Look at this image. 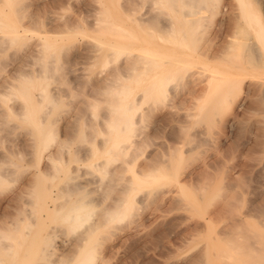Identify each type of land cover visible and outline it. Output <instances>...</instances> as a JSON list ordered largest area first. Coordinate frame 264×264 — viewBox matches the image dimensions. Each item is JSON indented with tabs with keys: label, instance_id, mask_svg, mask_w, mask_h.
<instances>
[{
	"label": "rangeland",
	"instance_id": "rangeland-1",
	"mask_svg": "<svg viewBox=\"0 0 264 264\" xmlns=\"http://www.w3.org/2000/svg\"><path fill=\"white\" fill-rule=\"evenodd\" d=\"M244 1L246 3L245 6L239 0H220V9L216 14H213L210 8L204 10L201 14L203 16L202 21L200 20L201 30L197 33H189L187 35L188 39L193 41L187 39V43H183L181 41L178 42L175 36L174 38L169 36L170 39L161 30H159V32L161 31L160 33H157L158 26H154L153 22V26L146 24L143 28L136 24L134 17L138 15V12L143 13L149 9V0H132L133 5L130 12L125 8V0H0V29L16 28L26 37L24 42L10 45L8 49L1 52L4 56L5 54L8 56L11 53L14 56L13 58H7L4 65L0 66V69H2L0 70V75L10 77L9 75L13 76L20 70H24L25 73L36 74L38 67L34 64L36 63L33 60L35 54L29 50L30 47L33 46L34 48L36 46L35 43H38L36 42L38 37L53 40V42L54 40L56 41L49 50V53L53 54L56 67L54 71L50 72L52 75L50 74V79H48V89L50 87L51 90H49L51 92L60 96V106L53 111L51 118L56 122L57 140H60L62 149L61 160H63V163L60 164L61 171L58 173L59 176L49 185L50 196H41L33 199L27 195L28 193L23 192L24 194L22 193L19 196L20 198H18L12 194L18 192V188H22L27 177L36 169V161L31 153L33 152L31 147L25 149V151H29L27 154L22 150V146L24 147L25 145L24 142L29 139L27 133L21 136L25 132L23 128H17L18 130L16 129L12 132L14 134L1 135L0 158L4 159L8 155L19 162L23 158L21 162V166H23L16 173H12L13 176L10 174L8 181L6 180L0 184V236L3 240L6 239L4 243L13 245H8L7 251L3 249L0 252V264H53V261L54 264H78L84 257L83 255L90 250H94L96 255L94 264H198L196 260H200L201 264H243L242 259H251L250 261L253 264H264V216L262 217L261 213L260 215L257 213L260 210L259 212L262 211V215H264V87L262 86L264 84V65L257 67L252 64L254 67L250 66L249 64L251 63H248L246 58L247 50L245 49V46L248 48L251 43L253 44L251 46L259 49L262 56L264 55V0ZM164 12L167 14L169 9L164 8ZM154 13L156 11H153ZM165 13L163 15L167 16ZM103 20L105 24L112 22L111 24L117 29L112 30L114 27L111 28V25L109 27L106 25L107 27H105ZM248 21H251V25H248ZM180 25L177 23V28L184 29L185 26ZM97 41H100L101 43L99 42V44L103 45L98 46ZM116 43L119 45L116 46L119 47L118 49L114 46ZM108 46L111 49L115 47L113 55L111 54L113 49H109ZM33 48L31 49L33 50ZM127 50L129 53L131 52L130 55H133V57L143 52H146L145 54L148 52V56L153 58L160 57L159 54H172L173 57L169 58L170 60L173 59L171 60L172 62L178 59L186 60V62L181 71V80H170L167 83V87H169L168 98L164 100L151 99L152 101L146 99L141 103L142 107L140 105L141 108L139 107L136 110L137 113L136 111L134 112L133 116L136 119L132 125L134 132H132L130 139L132 143H136V145H132V148L137 152L135 151L134 153L133 149L131 151L130 147L127 154L130 153L132 155L129 154L127 157L125 153H122L123 156L118 153V157L112 158L113 162L112 159L109 160L112 164L109 161L107 162L108 167L111 166V169L107 167L110 170L104 175V173H100L88 166H90V162L102 163L110 157L109 154L107 155L104 152L108 147L111 148L114 141V133L110 132L108 136L107 132H102L106 130V124H104L106 122L101 120L104 117L110 119L112 116L108 110L109 108H107L112 104L111 94L115 93V88L120 89L124 84L128 85L133 93L138 94L141 88L146 85L145 82L141 83L136 82V79L133 80L135 73L129 80L122 77L123 80H120V85L113 83L115 78L120 76L115 70L117 72L119 70L121 73L124 72L123 74L128 73L127 68H125L126 62L129 61L130 57H126L127 53L125 51ZM28 51H31L29 53H32L33 56ZM21 52L28 54L27 57L21 56ZM244 54L245 57H242ZM20 57L25 59L23 60ZM234 59L237 62L235 61L234 63ZM16 60L24 62L22 63L21 61L19 66ZM169 66L170 64H165L163 68L155 69L153 72L156 75L158 74L157 77H163L171 72V67L169 69ZM118 67L122 69L120 70ZM157 70H160V72ZM197 72L200 74L199 78H197L199 74L196 76ZM235 73H237V77ZM188 74L191 78L189 76L186 77ZM227 74L235 76L237 79L235 77H228L229 79H227L225 78ZM213 76L219 77L216 79ZM221 76L224 77V82L226 79L225 84ZM101 78H106L105 82ZM200 78L202 82L199 80ZM219 78H221V81ZM186 80H190L192 84L190 82L187 83L188 81L186 82ZM177 81H179V85ZM195 82L198 85L193 90L190 86L195 84ZM104 83L105 88L103 87ZM183 84L184 86H182ZM187 84L191 85L188 86ZM229 85H231L230 96L228 95L227 100L220 105L216 101L215 93L220 92L225 86ZM189 88L191 89L189 90ZM199 88H203L201 89L203 91L200 92ZM55 90L58 91L54 92ZM107 95L111 96L108 97ZM119 96L120 98L123 97L121 93H119ZM13 100L10 99L11 104ZM10 101L8 102L9 104ZM14 102L16 101L14 100ZM206 114L210 117L203 119ZM14 122L17 123L18 120L12 119L10 121L12 124ZM99 123L105 125H103L105 130L104 127H100ZM67 124V131L75 134L66 132ZM73 127H76L77 130ZM95 128L96 130H94ZM82 132L84 133L82 136L84 141H82V138L79 140ZM85 133L88 137L87 140L93 136V142L90 139L86 143ZM178 133L179 137L177 136ZM180 133H185L186 136L181 137L184 134L180 135ZM105 135L107 138L109 137V140L104 137ZM21 137L24 139L22 140ZM186 137L187 139H185ZM198 138L202 139L203 143L202 140L199 142ZM120 139L122 140L123 136ZM195 139L199 141L196 140V142ZM100 140H106L105 145L101 144ZM96 141L98 147L102 145L98 149ZM192 141L196 143H192ZM198 143L200 144L198 145ZM54 146L55 143H52V151L55 148ZM174 146H178V148H174ZM189 146L194 148L189 150L191 148ZM83 149H89L88 151L91 150V153L85 151L88 154L86 155L84 151H81ZM176 149L178 150L176 151ZM14 152L16 155L12 156ZM19 152H21L22 156H20ZM178 152L182 155L178 170L175 169L179 173L175 171V174L173 172V168H175L173 163L165 171L168 174H172L170 175L172 178L176 177L173 174L177 175V177L179 174L178 179H181L184 184V190H186L183 193H187V196L174 187L176 179L172 180L170 176L166 179L160 177L158 182L152 181L151 191L146 195L145 192L143 193L144 187H137L134 184L135 189L129 194L137 196L136 199L139 200L135 202L134 207H131V210L129 209L130 211L128 210L123 218H113L111 220L110 218L119 199L118 196L120 195L122 198L124 194H120L122 187L133 180L138 173L136 172L137 169L145 174L144 170L147 173L151 172V170L155 171L154 168L156 169L158 166L154 167V164L162 162L166 157L174 155V153L176 156ZM28 153L31 154L29 155ZM80 153L82 154L80 155ZM149 154L151 156L157 155L156 157L159 158H163L165 155V159H159V161L157 158L152 157L153 159H150L151 161L153 160L152 163L148 159ZM1 155L3 156L1 157ZM83 155L89 157L85 160L84 158L86 157ZM18 156L20 157L18 158ZM76 156H82V161L76 160ZM131 156L132 158H130ZM127 159H129L128 162L126 161ZM154 159L158 161L155 162ZM176 159L177 157H175ZM146 162L153 167H149ZM42 163L43 161L40 163L41 167L43 166ZM82 164L86 167L87 172L86 170L84 171L85 168ZM175 165L177 166L178 163ZM7 166L12 168V166ZM67 166L69 168L76 166L75 168L78 170L77 179L83 180L79 179L80 183L83 182L84 184L85 182V191L88 189L90 193L86 195V198H89L88 202L91 203L85 205L83 212L89 211L93 213L82 226L79 225L78 227L73 226L76 225V223H73L74 221L62 220V215L70 211L69 203L71 204L78 197L76 194L68 195V198L66 196L58 197V186L64 183L61 178L65 176V172L62 169L66 170ZM112 166H116L115 171ZM123 166L127 168L123 169ZM78 167L80 168L78 169ZM82 168L84 173H81ZM116 168H122V170L120 169L119 172ZM147 168H150L149 171ZM124 170L126 171L123 172ZM88 173L90 174L88 175ZM93 174H95V178L92 177ZM108 174L115 175L112 177V175ZM119 174L121 175L120 178ZM98 177L103 181L101 182L102 186H99L100 182H95L100 180ZM107 180H110V182ZM116 181L118 184L114 185V183H117ZM87 182L89 183L87 184ZM103 183L107 184V186L104 187ZM119 183L122 185H119ZM97 186H99V189H96ZM200 186H203L202 190ZM91 187L92 190H90ZM116 187L118 188L116 189ZM153 187L156 189L153 190ZM217 191L218 194L215 195ZM221 194L222 196H220ZM143 196L145 197L143 198ZM192 198H195L197 204L190 209V206L187 205V208L184 203H188ZM55 199L61 203V205L58 203L60 205L59 207L57 206L58 210L57 208L54 209ZM225 202H227L228 206L231 204L232 209L230 206L227 209L231 210V213L225 210L228 207L223 204ZM181 203L185 207L181 206ZM42 205H45V208H42ZM88 206L89 208H87ZM222 206L223 208L227 206L224 208L225 212L222 210ZM257 206L258 208L260 207L259 210ZM24 207H26L27 211H25ZM23 209L25 210L23 211ZM215 210H218V215L215 214L217 213ZM227 212L229 214H225ZM19 214H21L22 220ZM206 218H208L207 222ZM211 218L212 222L209 221ZM19 219L22 221L21 224ZM202 219H205V222ZM15 220L19 225L18 223L16 224ZM235 221L236 223H234ZM260 222L262 223L260 224ZM15 224L18 226L17 229H11L10 225L14 227ZM85 228L89 231H85ZM14 229L16 230L14 231ZM49 231L50 233L52 232V245L47 246V254H44L40 248L48 237ZM84 231L88 235H85ZM227 233H230V236H226L228 235ZM244 235L245 237L249 236L246 240L247 243H245L246 238H244ZM220 236L223 238H220ZM250 236L254 237L251 238ZM227 237H230L229 239L232 237V240H236L237 246H239L238 244L248 246L246 245L248 242L252 241L251 243H253V240H256L253 244L259 248L256 250L249 243V246L251 245L250 251L247 250L248 248L245 249L240 246L241 248L237 249V257H224L222 255L226 253V249H223V241L227 240ZM219 238L223 243L219 242ZM248 239L251 241H248ZM203 245L205 247L208 246L206 248L207 252ZM209 248L210 252H208ZM246 250L253 253L255 258L257 257V263L256 261L253 262L255 260L254 255L252 258L244 257ZM210 253L213 255H210ZM197 256L198 258L196 259ZM199 257H202V260ZM258 257L260 258L259 260ZM56 261L58 262L55 263ZM259 261L263 263H259Z\"/></svg>",
	"mask_w": 264,
	"mask_h": 264
},
{
	"label": "bare ground",
	"instance_id": "bare-ground-1",
	"mask_svg": "<svg viewBox=\"0 0 264 264\" xmlns=\"http://www.w3.org/2000/svg\"><path fill=\"white\" fill-rule=\"evenodd\" d=\"M241 3H242V5L243 6H245L246 5V3H245V1L244 0H239ZM149 2H150V5H149V9H147V10H145L143 13H140V12H138V15H136L135 17H134V21L136 22V24L138 25V26H140V27H142L143 28V26L144 25H146V24H149V25H152V22L154 23V26L155 25H157L158 26V29H157V33L159 32V30H161V31H163L164 33H166V35H168V37L169 36H173L172 38H174V36L175 37H177L176 39H178V42L179 41H181V42H183V43H187V39H188V34L189 33H197V32H199L201 29H200V26H201V23H200V20L202 19V12L204 11V10H206V9H209L210 8V10L212 11V13L213 14H216V12H218L219 11V9H220V0H149ZM168 4H167V3ZM125 5H126V10H128L129 12H130V10H131V8H132V5H133V3H132V0H125ZM164 8H168L169 9V12H167V16H164L163 14V9ZM153 11H156V13H154L153 14ZM128 12V13H129ZM152 14V15H151ZM213 14H212V16H213ZM207 15V14H206ZM129 16V15H128ZM127 16V17H128ZM204 16H205V14H204ZM102 17V16H101ZM130 18H132V17H130ZM100 19H102V18H100ZM104 21V20H103ZM102 21V22H103ZM202 21V20H201ZM205 21V20H204ZM206 22V21H205ZM112 23V22H111ZM110 22L109 23H107V24H105V21L103 22V24L105 25V27H109V25H111L112 27L111 28H113L114 27V25H112ZM177 23H179V25L181 24V25H184L185 27H184V29H182V28H177ZM101 24V23H100ZM104 25H103V27H104ZM107 25V26H106ZM180 25V26H181ZM248 25H251V21H248ZM153 26V25H152ZM102 27V28H103ZM118 27V26H117ZM203 27V26H202ZM117 28L116 27H114L112 30H116ZM120 29V28H119ZM182 29V30H181ZM107 30V29H106ZM160 31V32H161ZM159 32V33H160ZM152 33H153V31H152ZM246 34V33H245ZM192 35V34H191ZM190 35V36H191ZM195 35V34H194ZM198 35H200V34H198ZM170 38V37H169ZM168 38V39H169ZM191 38H192V36H191ZM193 38H194V36H193ZM198 38V37H197ZM25 39H26V37L23 35V34H21V31L20 30H18V29H16V28H4V29H0V66L2 67V65H4V63H5V61H7L6 59L7 58H13V54L11 53V54H8V56L5 54V56L4 55H2L1 54V52H3V51H5L6 49H8V46H10V45H14V44H18V43H21V42H24L25 41ZM39 39V41H37ZM38 39L36 40V42H38V43H35L36 44V46H34V48H33V46L32 47H30V49L29 50H31L32 52H33V54H35V57H33V60H34V62H36V63H34V64H36L37 66L36 67H38V69H37V72H36V74H29L28 72L27 73H25L24 72V70L22 71V70H20V72H18L17 74H15V75H9L10 77H3V75H0V76H2L1 77V80H0V87L2 88H0L1 90H0V137H2L1 135H4V136H6V135H9V134H11L13 131H15L17 128H23L24 130H25V132L22 130V132H24L23 134H21L20 132L19 133H17V134H21V136L22 135H25V133H27V135L29 136L28 138L29 139H27L24 143H25V145H24V147L22 146V150L27 154V152H29L28 150H26L25 151V149L27 148V147H31V151H33V152H31L32 153V155H33V157L35 158V161H36V165H35V168L36 169H34L32 172L31 171H29V172H31L30 173V175L27 177V180H26V182L24 183V185L22 186V188L21 189H19L18 188V192H15V194H12V195H14V196H17L18 198H20L19 196H21V194L23 193V192H25L27 195H29L30 196V198H33V199H37L38 197H46V196H50L51 195V190L49 189V185H51V182L57 177V176H59V172L61 171V166H60V164L61 163H63L62 161L63 160H61V144H60V140H57V130H56V128H57V126L55 125L56 124V122H55V120L54 119H52L51 118V115H52V113H53V111H55V110H57V108L60 106V96H59V94H57V93H53V92H51L50 90V87H49V89H48V86H49V83H48V79H50V76L52 75L50 72H52V71H54L55 70V67H56V63H54L55 61H54V59H53V54H51V53H49V50L51 49V47H52V44L54 43V42H56L55 40H54V42H53V40L51 41V40H48V39H46V38H39L38 37ZM167 39V40H168ZM171 39V38H170ZM175 40V39H174ZM189 40V39H188ZM189 41H193L192 39L191 40H189ZM98 42V46H101V45H103V44H99V42L100 41H97ZM101 43V42H100ZM108 44V43H107ZM110 45V44H109ZM246 45H249V44H246ZM251 45H253V44H251L250 43V45H249V47L247 48V46H245V49L247 50V53H246V58L248 59V63H251V64H249L250 66H263L264 65V55L262 56V54L260 53V51H259V49H257L256 47H254V46H251ZM54 46V45H53ZM96 46V45H95ZM111 46V45H110ZM110 46H108V48L109 49H111V47ZM115 47L116 46H119V45H117V43L114 45ZM122 46V45H121ZM106 47V46H105ZM115 47H112V49H113V51L111 52V50H109L110 52H111V54L115 51ZM31 48H33V50L31 49ZM95 48V47H94ZM104 48V47H103ZM117 49L119 48V47H116ZM96 49V48H95ZM28 50V49H27ZM245 50V51H246ZM31 51H28V53L29 52H31ZM95 51V50H94ZM26 53H27V51H26ZM25 52H21V56H23V57H27V55L28 54H26ZM106 53H108V52H106ZM125 53H127L126 55V57H129V61H127L126 63H127V65H126V67L125 68H127V70H128V73L127 74H123L124 72H119V70H118V72H117V70H115L116 71V73L118 74V75H120V76H117V75H115V76H117L116 78H115V82H113V83H117L118 85H120L121 84V82H120V80H123V78L122 77H125V79H127V80H129V79H131L132 78V76H133V74L135 73V75H134V78H133V80L134 79H136V82H141V83H146V85L143 87V88H141V91L137 94V93H133L132 92V89L128 86V85H126V84H124L120 89H116L115 88V90H114V92L115 93H113V94H111L112 95V97H110L109 95H107L108 97H110L111 98V103L112 104H110V107L108 106L107 108H109L108 110L110 111V114L112 115L111 116V118L110 119H108L107 117V119L104 117V118H102V122L104 121V122H106V123H104V124H106V130H105V127L102 125V124H100V127H104V130L105 131H102V132H107V135L109 136L110 135V132H112V134L114 135V138H113V143H112V146H111V148L110 147H108V148H110V149H108L107 147V149L105 150V152L104 153H106L107 155L109 154V159H107V161H104V162H102V163H96V162H90V166H88V167H91V168H93L94 170H96V171H98V172H102V173H104V175H106L107 173V171L108 170H110L111 168V166L110 167H108V165H107V162L109 161V160H111L113 157V159H115V156L116 157H118L117 155H118V153H125V154H127V151L129 150V148H130V150L131 149H133L134 150V148H132V145L134 144V145H136V143L134 142V143H132V141H131V139H130V137L132 136V132H134L133 131V124L135 123V119H134V116H133V114H134V112L137 110V109H139V107H140V105H141V103L144 101V100H146V99H152V100H155V99H159V100H164V99H166V98H168V94H169V92H168V89H169V87H167V83L170 81V80H181V78H182V73H181V71L183 70L182 68H183V66H184V64H185V62H186V60H184V61H182V60H179L178 58H176V59H178L177 61H171V60H173V59H169L170 57H173V55L172 54H170V55H168V54H166V55H161V54H159V56L160 57H150V56H148V52H147V54H145L146 52H143V53H139L137 56H135V57H133V55H130V53H129V51L127 50V51H125ZM18 54V53H17ZM30 55L32 54V53H29ZM33 54H32V56H33ZM151 54V53H150ZM20 55H18V56H20ZM94 55H97V54H94ZM103 55V54H102ZM104 55H106V54H104ZM109 55H110V53H109ZM113 55V54H112ZM152 55V54H151ZM16 56V55H15ZM108 56V55H107ZM242 56V55H241ZM30 58H31V56H29ZM236 57V56H235ZM238 57V56H237ZM242 57H245V54H244V56H242ZM241 57V58H242ZM14 58H16V57H14ZM20 58H22V57H20ZM246 58H245V60H246ZM23 59V58H22ZM25 59V58H24ZM23 59V60H24ZM108 59V58H107ZM176 59H174V60H176ZM236 59V58H235ZM234 59V63H235V60ZM18 60H19V57H18ZM18 60H16L17 61V63L19 64V63H21V61L22 60H20V62H18ZM11 61V60H10ZM247 61V60H246ZM14 62V61H13ZM24 61H22V63H23ZM237 62V61H236ZM243 62V61H242ZM7 63V62H6ZM9 63V62H8ZM7 63V64H8ZM187 63H189V62H187ZM187 63H186V65H187ZM9 64H11V63H9ZM165 64H170V66H169V69H170V67H171V72L168 74V75H164L163 77H157V75L156 74H154L155 72H153V71H155V69H161V68H163V66L165 65ZM253 64V65H252ZM21 64H19V66H20ZM185 65V66H186ZM7 66V65H6ZM239 66V65H238ZM253 66V67H254ZM0 67V68H1ZM8 67V66H7ZM35 67V68H36ZM57 67H58V65H57ZM121 67V66H120ZM248 67V66H247ZM14 68V67H13ZM16 68V67H15ZM59 68V67H58ZM119 68V67H118ZM117 68V69H118ZM122 68H123V66H122ZM122 68H119L120 70L122 69ZM165 68V67H164ZM20 69V68H19ZM124 69V68H123ZM0 70H2V69H0ZM22 71V72H21ZM26 71V70H25ZM114 71V72H115ZM158 72H160V70H157ZM126 72V71H125ZM186 72H187V70H186ZM121 73V74H120ZM193 73H195V72H193ZM220 73H222V72H220ZM219 73V74H220ZM224 73V72H223ZM1 74V73H0ZM51 74V75H50ZM186 74V73H185ZM191 75H192V73H190ZM199 73L197 72L196 73V76L198 75ZM217 74V73H216ZM236 74V77H237V73H235ZM8 75V74H7ZM211 75V74H210ZM227 75H229V76H227ZM226 75V77L225 78H227V79H229L228 77H235V76H232V75H230V74H227ZM114 76V77H115ZM184 76V75H183ZM189 76V74L186 76V77H188ZM192 76H194V75H192ZM199 76H200V74L198 75V77L197 78H199ZM202 76V75H201ZM215 76V75H214ZM213 76V77H214ZM195 77V76H194ZM211 77V76H210ZM212 77V78H213ZM218 77L219 76H217V77H214V78H216V79H218ZM222 77V76H221ZM224 77H222V81L224 82V80H223V78ZM235 77V78H236ZM54 78V77H53ZM184 78H185V76H184ZM189 78H191L190 76H189ZM193 78V77H192ZM214 78H213V80H214ZM56 79V78H55ZM101 79H103V78H101ZM110 79V78H109ZM108 79V80H109ZM186 79V78H185ZM196 79V78H195ZM194 79V80H195ZM220 79V81H221V78H219ZM232 79V78H231ZM237 79V78H236ZM104 80H106V78L105 79H103L102 81L103 82H105ZM190 80H193V79H190ZM190 80H186V82L187 83H189L190 82ZM200 81H201V78L199 79ZM101 81V83H103ZM196 81V80H195ZM204 81V80H203ZM206 81V80H205ZM229 82H230V80H228ZM51 82V81H50ZM100 82V81H99ZM107 82V81H106ZM135 82V81H134ZM193 82V81H192ZM197 83H198V81H196ZM196 82H195V84H193L192 86H190V87H192V89L194 88H196V86L198 85H196ZM202 82V81H201ZM222 82V83H223ZM229 82H227V83H229ZM231 82H233V81H231ZM120 83V84H119ZM128 83V82H127ZM179 83V81H177V84ZM191 83V82H190ZM194 83V82H193ZM206 83V82H205ZM209 83V82H208ZM215 83H217L216 81H215ZM221 83V82H220ZM226 83V79H225V82H224V84ZM192 84V83H191ZM191 84H189V85H191ZM202 84V83H201ZM218 84V83H217ZM216 84V85H217ZM258 84H259V82H258ZM263 84V83H262ZM261 84V85H262ZM104 85H105V83L103 84V87H104ZM179 85V84H178ZM188 85V84H187ZM188 85V86H189ZM203 85H204V82H203ZM206 85V84H205ZM234 85V84H233ZM182 86H184V84L182 85ZM193 86H195V87H193ZM220 86V85H219ZM230 86L231 85H229V86H225L220 92H216L215 93V96H216V101L221 105V104H223L226 100H227V97H228V95L231 93V88H230ZM259 86V85H258ZM263 87H264V84L262 85ZM261 86V87H262ZM116 87H117V85H116ZM262 87V88H263ZM105 88V87H104ZM261 88V89H262ZM99 88H97V90H98ZM101 89V88H100ZM107 89V88H106ZM191 88H189V90H190ZM193 89V90H194ZM201 89H203V88H199V91L201 92V91H203V90H201ZM36 90V91H35ZM102 90V89H101ZM104 90V89H103ZM34 91H35V93H34ZM56 91H58V90H55L54 92H56ZM98 91H100V90H98ZM113 91V90H112ZM119 93H121V95H123V97H121L120 98V96H119ZM61 95V94H60ZM230 96V95H229ZM10 99L12 100V99H14L16 102H14V100H13V102H12V104H11V101H10ZM17 99V100H16ZM151 100V101H152ZM10 101V104L8 103ZM148 101V100H147ZM145 103V102H144ZM155 103V102H154ZM147 104V103H146ZM150 106V105H149ZM152 106V105H151ZM212 106V105H211ZM141 107H142V105H141ZM140 107V108H141ZM107 110V111H108ZM109 111H108V114H109ZM136 113H137V111H136ZM109 114V115H110ZM108 115V116H109ZM136 115H138V114H136ZM136 115H135V117H136ZM203 115V114H202ZM205 116V118H203V119H208L210 116L209 115H204ZM209 116V117H208ZM216 118V117H215ZM12 119H17L18 120V122L17 123H15L14 122V124H12V123H10V121L12 120ZM200 119V118H199ZM107 120V121H106ZM100 121V122H101ZM200 122V121H199ZM202 123V122H201ZM102 125V126H101ZM68 126V124L66 125V127ZM65 127V128H66ZM69 127H72V126H69ZM74 128V127H73ZM72 128V129H73ZM83 128V127H82ZM69 129H71V128H69ZM75 130H77V128L75 127L74 128ZM74 129H73V131H74ZM18 130V129H17ZM20 130V129H19ZM68 130V127H67V129H66V132L67 133H69L70 134V132L71 131H67ZM81 130V129H80ZM80 130H79V132H80ZM94 130H96V128L94 129ZM100 130V129H99ZM109 132H108V131ZM83 132H85L84 130H82ZM101 131V130H100ZM75 132V131H74ZM81 133V137L79 138V140H81V138H82V141H84V138L82 137L83 135H84V133ZM77 133V132H76ZM87 133V132H86ZM85 133V140H86V143L87 142H89L90 141V139L92 140L93 139V136H92V138H90V139H88L87 140V134ZM101 133V132H100ZM12 134H14V133H12ZM71 134H75V133H72L71 132ZM176 134V133H175ZM181 134H184L183 136H181V137H184V136H186L185 135V133H180V135ZM93 135V134H92ZM179 135V133L177 134V136ZM78 136V135H77ZM103 136V135H102ZM121 136H123V139L121 140L120 139V137ZM187 136H189V135H187ZM104 137H106L107 138V136L105 135ZM113 137V136H112ZM179 137V136H178ZM190 137V136H189ZM103 138V137H102ZM101 138V139H102ZM193 138V137H192ZM191 138V139H192ZM21 139L23 140L24 138H22L21 137ZM25 139H26V137H25ZM59 139V138H58ZM185 139H187V137L185 138ZM191 139H190V141H191ZM199 139V138H198ZM28 140H30L29 142H27ZM107 140H109V137L107 138ZM180 140H182L181 138H180ZM197 139H195V141H196ZM200 140V139H199ZM199 140H197V141H199ZM202 140V139H201ZM201 140L199 141V142H201ZM97 141H98V139H97ZM97 141H96V145H97ZM101 141V142H100ZM99 142L101 143V144H103V145H105V142H106V140L104 141V140H100ZM103 141V142H102ZM122 141H125L124 143H120V142H122ZM183 141H184V138H183ZM196 141V142H197ZM31 142V143H30ZM63 142H65L66 143V141L65 140H63ZM92 142H93V140H92ZM92 142H90L91 144H92ZM182 142V141H181ZM194 141H192V143H193ZM196 142H194V143H196ZM20 143L21 144H23L21 141H20ZM52 143L54 144L55 143V148L54 147H52V148H54V150L52 151V149H51V145H52ZM90 143H89V145H90ZM100 143H98V144H100ZM202 143H203V140H202ZM201 143V144H202ZM200 143H198V145H199ZM85 145H87V144H85ZM88 145V146H89ZM183 145H184V142H183ZM189 145H191V144H189ZM193 145V144H192ZM191 145V146H192ZM196 145V144H195ZM194 145V147H196ZM100 146H102V145H99V147H98V145H97V149L98 148H100ZM180 146V145H179ZM181 146H182V143H181ZM191 146H189V147H191ZM81 147H82V145H81ZM170 148H171V146H169ZM178 148V146H174V148ZM189 147H188V149H189ZM193 147V148H194ZM80 148V147H79ZM88 148V147H87ZM138 148H139V146H138ZM192 147L189 149V150H191V149H193ZM86 149V148H85ZM92 149V148H91ZM185 149H187L186 147H185ZM64 150V149H63ZM76 150V149H75ZM74 150V151H75ZM89 150V149H88ZM88 150H81V151H84V153H85V151H88ZM133 150H131V151H133ZM167 150V149H166ZM172 150V149H171ZM178 149H176V151H177ZM20 151V150H19ZM65 151V150H64ZM91 151V150H90ZM90 151H88L87 153H89ZM94 151H95V149H94ZM135 151L136 150H134V153H135ZM175 151V150H174ZM264 151V150H263ZM63 152V151H62ZM92 152H93V150H92ZM130 152V151H129ZM137 152V151H136ZM166 152V151H165ZM184 152V151H183ZM9 153H11L10 151H9ZM30 153V154H31ZM64 153V152H63ZM66 153V152H65ZM76 153V152H75ZM83 153V152H82ZM82 153H80V155L82 154ZM87 153H85L86 155H88ZM91 153V152H90ZM101 153V152H100ZM172 153V152H171ZM5 154V153H4ZM19 154H20V156H22L21 155V152H19ZM18 154V155H19ZM29 154V153H28ZM29 154V155H30ZM105 154V155H106ZM120 154V155H121ZM130 154V153H129ZM129 154H127L126 156L128 157L129 156ZM157 154V153H156ZM166 155H167V152L165 153ZM178 154V155H177ZM176 154V156H175V153H174V155L172 156H168V157H166V159L164 158L165 157V155H164V157L163 158H159V157H156L154 154H152V155H154V156H151V154H149L148 156L149 157H151V158H149L148 157V159L150 160V159H153V158H157L158 160L159 159H165V160H163L162 162H158V163H156V164H154L155 166L154 167H156V166H158V167H156V169L154 168V170L155 171H152L151 170V172H149V173H147V171L146 170H144L145 172H146V174L142 171V172H139V170L137 169V171L136 172H138L137 173V175H135L134 176V178H133V180H131V182L129 181L128 182V184H124L125 186H123L122 187V191H120L119 189V191L121 192L120 194H122V193H124L123 194V196H122V198L120 197V195L118 196L119 197V199H118V202H117V204H116V208H115V210H114V213H113V215H112V217L110 218L111 220L113 219V218H117V219H120V218H123L126 214H127V212H128V210L131 208V207H134L133 205H135V202L137 201V200H139V199H136V197L134 196V195H130L129 193H132V191L135 189V187H134V184L135 185H137V187L139 186H141L142 188L144 187L145 188V190L143 191V193L145 192V195L149 192V191H151V188H152V186H153V182L152 181H156V182H158L160 179V177L162 178H167V177H169L170 175H172V174H168L167 173V171H165V169H169V167H170V165L173 163V167H175V168H173V172H177V173H179V171H177L178 170V167H179V164H180V162L182 161V155H181V153L180 152H178ZM180 154V155H179ZM16 154H15V152H14V154H12V156H15ZM28 155V156H29ZM31 155V156H32ZM119 155V156H120ZM130 155H132V154H130ZM3 155H1V157H2ZM20 156H18V158L20 157ZM63 156H64V154H63ZM74 156H75V154H74ZM83 156H85V155H83ZM122 156H123V154H122ZM159 156V155H158ZM26 157V156H25ZM81 157L82 156H80V157H78V156H76V160H81ZM86 157V156H85ZM87 157H89V156H87ZM87 157L86 158H84L85 160L87 159ZM92 157H93V155H92ZM133 157H134V155H133ZM153 157V158H152ZM175 157H177V159L175 160ZM74 158V157H73ZM72 158V159H73ZM104 158H106V157H104ZM122 158V157H121ZM124 158H125V156H124ZM130 158H132V156L130 157ZM22 159L23 158H21V162H22ZM63 159V158H62ZM113 159H112V162H113ZM134 159V158H133ZM146 159H147V157H146ZM155 159H154V161H155ZM17 160V159H16ZM19 160V159H18ZM32 160V159H31ZM75 160V161H76ZM85 160H83V161H85ZM106 160V159H105ZM157 160V161H158ZM43 161V166L41 167L40 165V163ZM73 161V160H72ZM82 161V160H81ZM103 161V160H102ZM124 161H125V159H124ZM127 162L129 161V159H127L126 160ZM147 161V160H146ZM151 161V160H150ZM149 161V162H150ZM157 161H155V162H157ZM160 161V160H159ZM21 162H19V161H15V160H13L12 158H11V156H8L7 155V157L6 158H0V184L1 183H4V181H6L7 179H9L8 177H9V175L11 174L12 175V173H16L17 171H19V169H20V167H22L21 166ZM29 162V161H28ZM110 162V164H112V162L111 161H109ZM148 162V161H147ZM146 162V163H147ZM148 162V163H149ZM152 163H153V160L151 161ZM150 162V163H151ZM147 163V164H148ZM151 163V164H152ZM177 164L178 163V165L176 166L175 164ZM34 164V163H33ZM45 164V165H44ZM109 164V165H110ZM121 164V163H120ZM123 164V163H122ZM121 164V165H122ZM7 165H9V166H12V168L10 169ZM115 165V164H114ZM124 165V164H123ZM149 165V164H148ZM7 166V167H6ZM63 166H65V165H63ZM82 166H83V164H82ZM117 166H118V163H117ZM44 167V168H43ZM45 167H46V169H45ZM73 167V166H72ZM76 167V166H75ZM69 168V166H67L66 167V170L65 169H62L64 172H65V176H63V178H61L63 181H64V183L63 184H61V185H59L58 187V197L59 196H66L67 198H68V195L70 196V195H72V194H76V195H78V197H77V199L75 200H73V202H71V204L69 203V205H70V211L68 212V213H66L65 215H62L63 216V219H62V217H61V219L64 221H74L73 223H76V225H73V226H82L83 224H84V222L85 221H87L88 219H89V216H91V213H93V212H89V211H85V212H83V210H85V205L86 204H89V203H91V202H88V199L86 198V195L89 193L88 192V189H87V191H85L86 189H85V182H84V184H83V182L82 183H80V181H79V179H77L78 178V170H76V168ZM84 167V166H83ZM107 167L108 168H110V169H107ZM112 167H114V166H112ZM116 167V166H115ZM115 167L114 168H112V169H114V171H115ZM121 167V166H120ZM149 167H153V166H151V165H149ZM183 167V166H182ZM65 168V167H64ZM80 167H78V169H79ZM85 169H84V171L86 170V167H84ZM123 169L124 168H127V167H125V166H123L122 167ZM122 168H120L121 170H122ZM117 169V168H116ZM120 169H117V171H119ZM148 169V168H147ZM150 169V168H149ZM149 169H148V171H149ZM175 169H177V170H175ZM23 170V169H22ZM188 170V169H187ZM93 171V170H92ZM113 171V170H112ZM126 170H124L123 172H125ZM63 172V173H64ZM86 172H87V170H86ZM109 172V171H108ZM120 172V171H119ZM118 172V173H119ZM135 172V173H136ZM165 172V173H164ZM176 172H175V174H176ZM81 173H84L83 172V168H82V172ZM92 173V172H91ZM106 173V174H105ZM110 173H112V172H110ZM113 173H115V172H113ZM122 173V172H121ZM171 173V172H170ZM193 173V172H192ZM29 174V173H28ZM87 174V173H86ZM85 174V175H86ZM90 173H88V175H89ZM99 174V173H98ZM116 174V173H115ZM114 174V175H115ZM175 174H173L174 176H176V177H174V178H172V176H170L171 177V179L172 180H175V183H174V187H176L177 188V190H181V192L183 193V191H185L186 192V190H184L185 188H184V184L182 183V181H181V179H178V177H179V174H178V177H177V175H175ZM185 174V173H184ZM10 175V176H11ZM94 175L95 174H93V176L92 177H94ZM108 175H112V174H108ZM114 175H112V177H114ZM13 176V175H12ZM61 176V175H60ZM79 176H81V175H79ZM120 174H119V178H120ZM127 176V175H126ZM125 176V177H126ZM62 177V176H61ZM97 177V176H96ZM111 177V178H112ZM117 177H118V174H117ZM125 177H124V179H125ZM95 178V177H94ZM99 178V177H98ZM97 178V179H98ZM162 178V179H163ZM22 179V178H21ZM26 179V178H25ZM58 179H59V177H58ZM92 179V178H91ZM100 179V178H99ZM108 179V178H107ZM113 180H114V178H112ZM57 180V179H56ZM81 180V179H80ZM96 180V179H95ZM103 180V179H102ZM120 180V179H119ZM127 180V179H126ZM130 180V179H129ZM8 181V180H7ZM81 181H83V180H81ZM107 181H109L110 182V180H107ZM112 181V180H111ZM204 181V180H203ZM202 181V182H203ZM210 181H211V179H210ZM210 181H209V183H210ZM93 182H94V180H93ZM95 182H103V181H101V179L100 180H98V181H95ZM106 182V181H105ZM108 182V183H109ZM117 182V181H116ZM50 183V184H49ZM89 182H87V184H88ZM99 183V186L101 185L102 186V183L100 184ZM121 183V182H120ZM119 183V185H122V184H120ZM124 183V182H123ZM126 183V182H125ZM205 183H206V180H205ZM209 183H207V184H209ZM104 184V183H103ZM118 184V182L115 184L114 183V185H117ZM131 184H132V186H131ZM96 185H98V184H96ZM105 185V184H104ZM110 185V184H109ZM118 185V186H119ZM172 185H173V183H172ZM203 185V184H202ZM99 186H97L96 187V189H99L98 187ZM107 186V184L104 186V187H106ZM204 186H206V185H204ZM217 186V185H216ZM94 187H95V185H94ZM104 187H103V189H104ZM166 187V186H165ZM198 187V186H197ZM196 187V188H197ZM201 187V190H202V187L203 186H200ZM220 187V186H219ZM225 187V186H224ZM223 187V188H224ZM109 188V187H108ZM118 187H116V189H117ZM121 188V187H120ZM154 189L153 190H155L156 188L155 187H153ZM160 188H162V187H160ZM167 188V187H166ZM195 188V189H196ZM94 189V188H93ZM159 189V188H158ZM90 190H92V187H91V189ZM89 190V191H90ZM101 190V189H100ZM112 190V189H111ZM162 190V189H161ZM160 190V192H162ZM175 190V189H174ZM199 190V189H198ZM262 190V189H261ZM96 191H98V190H96ZM103 191H105V190H103ZM114 191V190H113ZM163 191H165V190H163ZM223 191V190H222ZM264 191V190H263ZM160 192H159V194H160ZM167 192H168V190H167ZM183 193L185 196H187V193ZM153 194H154V192H152ZM165 193V192H164ZM198 193H199V191H198ZM220 193V192H219ZM262 193V192H261ZM264 193V192H263ZM24 194V193H23ZM90 194V193H89ZM136 194V193H135ZM138 194V193H137ZM218 194V191L216 192V194L215 195H217ZM25 196V195H24ZM189 196V195H188ZM199 196H200V193H199ZM213 196V195H212ZM220 196H222V194L220 195ZM91 197V196H90ZM141 197H142V195H141ZM145 196H143V198H144ZM216 197V196H215ZM27 198V197H26ZM29 198V199H30ZM139 198V197H138ZM16 199V198H15ZM28 199V198H27ZM46 199V198H45ZM65 200H66V198H64ZM63 199V201L64 202H66L65 200ZM181 199V198H180ZM179 199V200H180ZM183 199V198H182ZM213 199H214V197H213ZM216 199V198H215ZM12 200V199H11ZM58 200V199H57ZM60 200V199H59ZM92 200V199H91ZM192 200V201H191ZM188 203H184V204H186V207H187V205H189L190 206V209L193 207V206H195V204H197V202L195 201V198H192ZM217 200H219V199H217ZM18 201V200H17ZM28 201V200H27ZM30 201H31V199H30ZM35 201V200H34ZM230 201V200H229ZM46 202V201H45ZM179 202V201H178ZM231 202V201H230ZM32 203V202H31ZM37 203V202H36ZM61 205V203L58 201H56V199L54 200V209H56L57 208V210H58V207L60 206L59 204ZM227 202H225V203H223V204H226ZM229 203V202H228ZM263 203V202H262ZM46 204V203H45ZM63 204H65V203H63ZM62 204V205H63ZM179 204V203H178ZM222 204V203H221ZM264 204V203H263ZM227 205V204H226ZM231 205V204H230ZM229 205V206H230ZM19 206V205H18ZM17 206V207H18ZM58 206V207H57ZM64 206V205H63ZM181 206H183V207H185V205H183L182 203H181ZM228 206V205H227ZM227 206H224V208L225 207H227ZM229 206L227 207V208H225V210L226 211H228V212H232L231 210L229 211V210H227L228 208H229ZM260 206V205H259ZM20 207V206H19ZM199 207V206H198ZM232 206H230V208H231ZM23 208V207H22ZM25 209H26V207H24ZM42 208H45V205L43 206L42 205ZM47 208H48V206H47ZM87 208H89V206L87 207ZM188 208V207H187ZM220 208V207H219ZM222 208H223V206H222ZM224 208L222 209L224 212H225V210H224ZM17 209V208H16ZM25 209H23V211L25 210ZM32 209V208H31ZM218 209V208H217ZM221 209V208H220ZM232 209V208H231ZM257 209L259 210L260 209V207L258 208V206H257ZM17 210H19V209H17ZM56 210V211H57ZM131 210V209H130ZM129 210V211H130ZM222 210H221V212H222ZM20 211H21V209H20ZM25 211H27V209L25 210ZM31 211H33V210H31ZM217 213H215L216 215H218L219 214V212H218V210H215ZM260 211V210H259ZM257 212L258 213V215H260V213H261V216L263 217L264 215H262L263 213H262V211L261 212ZM17 212V211H16ZM19 212V211H18ZM17 212V213H18ZM66 212V211H65ZM83 212V213H82ZM225 213V214H229V213ZM263 212H264V210H263ZM20 213V212H19ZM25 213V212H24ZM27 213V212H26ZM14 214V213H13ZM221 214V213H220ZM224 214V213H223ZM15 215H16V213H15ZM21 214H19V216H20ZM28 215V214H27ZM30 215V214H29ZM203 215V214H202ZM214 215V214H213ZM18 216V217H19ZM204 216V215H203ZM211 217V216H210ZM209 217V218H210ZM205 218V217H204ZM264 218V217H263ZM20 219H21V216H20ZM19 219V220H20ZM25 219H27L26 217H25ZM207 220H206V222L208 221V218H206ZM14 220V219H13ZM22 220V219H21ZM20 220V224H21V221ZM203 220V219H202ZM260 220V219H259ZM258 220V221H259ZM24 221H26V220H24ZM204 222H205V219L203 220ZM203 221H202V225L204 224L203 223ZM209 221H211L212 222V218L211 219H209ZM237 221V220H236ZM236 221L234 222V223H236ZM257 221V222H258ZM15 222H16V224L18 223L16 220H15ZM239 222V221H238ZM12 223V222H11ZM14 223V222H13ZM28 223V222H27ZM262 222H260V224H261ZM16 224H15V226L13 227L12 225H10L11 227V229H13V228H16L17 229V227L18 226H16ZM87 224V223H86ZM91 224V223H90ZM207 224V223H206ZM238 225H239V223H237ZM14 225V224H13ZM18 225H19V223H18ZM88 225H89V223H88ZM209 225V224H208ZM233 225V224H232ZM236 225V224H235ZM238 225H236L237 227H238ZM263 225V224H262ZM85 226V225H84ZM90 226V225H89ZM204 226V225H203ZM230 226H231V224H230ZM229 226V227H230ZM88 227V226H87ZM91 227V226H90ZM209 227V226H208ZM207 227V228H208ZM211 227V226H210ZM234 227V226H233ZM232 227V228H233ZM237 227H236V229H237ZM256 227V226H255ZM23 228H24V224H23ZM89 228V227H88ZM16 229H14V231L16 230ZM90 229V228H89ZM93 229V228H92ZM91 229V230H92ZM203 229H204V227H203ZM235 229V228H234ZM19 230V229H18ZM86 230H88L87 228H85V231ZM90 230V231H91ZM226 230V229H225ZM228 230H229V228H228ZM84 231V232H85ZM89 231V230H88ZM20 232V231H19ZM82 232V231H81ZM230 232V231H229ZM52 233V232H51ZM50 233V231L48 232V237L44 240V244H43V246L40 248L41 249V251H42V253H44V254H47V251H48V248H47V246L48 245H52L51 244V240H52V234ZM86 233V234H85ZM85 233H83V234H85V235H88L87 234V232H85ZM187 233V232H186ZM220 233H222V232H220ZM225 233V232H224ZM228 234V233H227ZM218 235H219V233H218ZM221 235V234H220ZM232 235V234H231ZM248 235V234H247ZM246 235V236H247ZM252 235H253V233H252ZM254 235H257V234H254ZM78 236H80L79 234H78ZM81 236H82V233H81ZM223 236H225V234H223ZM226 236H230V233L228 234V235H226ZM234 236V235H233ZM263 236H264V234H263ZM219 237V236H218ZM235 237V236H234ZM251 237V236H250ZM252 237H254V236H252ZM251 237V238H252ZM256 237V236H255ZM258 237V236H257ZM78 238V237H77ZM82 238V237H81ZM211 238V237H210ZM217 238V237H216ZM220 238H223L222 236H220ZM220 238L218 239L219 240V242L221 241L220 240ZM224 238H226V237H224ZM228 239L227 240H225V241H223L224 242V244H223V249L225 248L226 249V253L224 254V255H222V256H226V257H231V258H235V257H237L236 255H237V249H239V248H241L240 246H242L243 248H245V249H247V250H249L250 251V246H249V243H251L252 241L250 240V239H248V241H251V242H248V244H246V245H248V246H245V245H240V244H238L239 246H237L236 244L237 243H235V241L234 240H232V237H231V239H229L230 237H227ZM244 238H246L245 239V241L247 240V238H249V236H247V237H245V235H244ZM14 239H15V237H14ZM83 239V238H82ZM82 239H80V240H82ZM257 239V238H256ZM6 240V239H5ZM5 240H3V238H1V236H0V249H1V251L0 252H2V250L3 249H5L4 251H7V248H8V245H10L11 243H4V241ZM39 240H40V238H39ZM210 240V239H209ZM263 240V239H262ZM261 240V241H262ZM14 241V240H13ZM216 241V240H215ZM244 241V242H245ZM256 241V240H255ZM254 240H253V243L255 242ZM78 242V241H77ZM80 242V241H79ZM222 242V241H221ZM222 242V243H223ZM221 243V244H222ZM245 243H247V241L245 242ZM253 243H251L252 244V246H254L253 248H255L256 250L259 248H257V246H255ZM260 243V242H259ZM62 244V243H61ZM67 244V243H66ZM206 244V243H205ZM215 244V243H214ZM15 245V244H14ZM57 245V244H56ZM207 245V244H206ZM263 245V244H262ZM10 246H13V245H10ZM74 246V245H73ZM80 246V245H79ZM204 246V245H203ZM210 246V245H209ZM259 246V245H258ZM261 246V245H260ZM202 247V246H201ZM205 247V246H204ZM208 246H206L204 249H206ZM222 247V246H221ZM35 248H36V246H35ZM200 248V247H199ZM252 248V249H253ZM261 248V247H260ZM263 248V247H262ZM10 249V248H9ZM201 249V248H200ZM203 249V248H202ZM215 249V248H214ZM222 249V250H223ZM264 249V248H263ZM50 250V249H49ZM246 250V254H245V256L244 257H249V258H252L253 257V253H250V252H248ZM3 251V252H4ZM9 251V250H8ZM30 251V250H29ZM37 251V250H36ZM200 251H203V250H200ZM10 252V251H9ZM9 252H8V254H9ZM31 252V251H30ZM206 252H207V249H206ZM208 252H210V248H209V251ZM212 252V251H211ZM258 252V251H257ZM263 252H264V250H263ZM5 253V252H4ZM242 253V252H241ZM260 253V252H259ZM259 253H258V255H259ZM197 254V253H196ZM207 254V253H206ZM223 254V253H222ZM264 254V253H263ZM1 255H3L2 253H1ZM210 255H213V254H211L210 253ZM220 255V254H219ZM4 256V255H3ZM6 256V255H5ZM65 256V255H64ZM84 257H82V259L79 261V263L78 264H94V262H95V258H96V255H95V253H94V250H90V251H88V252H86L85 253V255H83ZM193 256V255H192ZM202 256V255H201ZM243 256V255H242ZM260 257V256H259ZM258 257V260L260 259ZM198 258V256L196 257V259ZM200 259L202 258V257H199ZM254 258H255V255H254ZM257 258V257H256ZM256 258H255V260H253V262L254 261H256ZM263 258V257H262ZM245 259V258H244ZM192 260H193V258H192ZM202 260V259H201ZM203 260H204V258H203ZM251 260V259H250ZM249 259H245V260H243L242 259V262H243V264H253L251 261H250ZM2 261H3V258H2ZM63 261H64V259H63ZM190 261V260H189ZM197 262L196 263H200V260H196ZM199 261V262H198ZM49 262H50V260H49ZM58 261H56L55 263H57ZM187 262H188V260H187ZM203 262V261H202ZM210 262H211V260H210ZM209 262V263H210ZM235 262V261H234ZM260 262H262V261H259V263ZM264 262V261H263ZM262 262V263H263ZM191 263V262H190ZM211 263H213V262H211ZM256 263H257V261H256ZM42 264V263H41ZM44 264H50V263H44ZM53 264H54V261H53ZM201 264V263H200ZM214 264V263H213ZM239 264V263H238ZM261 264V263H260Z\"/></svg>",
	"mask_w": 264,
	"mask_h": 264
}]
</instances>
